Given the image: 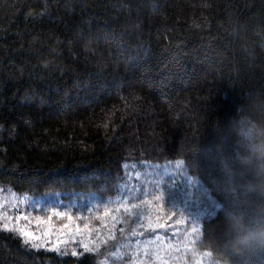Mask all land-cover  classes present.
Wrapping results in <instances>:
<instances>
[{
  "label": "trees",
  "instance_id": "16d2710c",
  "mask_svg": "<svg viewBox=\"0 0 264 264\" xmlns=\"http://www.w3.org/2000/svg\"><path fill=\"white\" fill-rule=\"evenodd\" d=\"M245 115L264 120V0H0V189L104 204L130 172L180 164L212 204L197 250L264 264L225 248L230 214L264 210L234 130ZM98 259L0 231V264Z\"/></svg>",
  "mask_w": 264,
  "mask_h": 264
},
{
  "label": "rangeland",
  "instance_id": "374dc122",
  "mask_svg": "<svg viewBox=\"0 0 264 264\" xmlns=\"http://www.w3.org/2000/svg\"><path fill=\"white\" fill-rule=\"evenodd\" d=\"M140 169L130 172L120 185V193L104 204L77 194L70 199L62 194L31 197L2 188L0 211L12 216L13 222L17 215H29L31 224L25 220L20 224H29L34 231L37 217L47 220L51 216L54 232L69 223L67 217L58 218L54 211L70 213L73 229L87 223L93 229L91 239L103 241L97 264L105 260L107 264H215L195 246L199 231L196 220L212 208L210 200L190 185L180 164ZM88 254L92 255H84Z\"/></svg>",
  "mask_w": 264,
  "mask_h": 264
},
{
  "label": "clouds",
  "instance_id": "9594fccd",
  "mask_svg": "<svg viewBox=\"0 0 264 264\" xmlns=\"http://www.w3.org/2000/svg\"><path fill=\"white\" fill-rule=\"evenodd\" d=\"M237 143L244 153L241 163L255 177L253 191L264 194V120L245 115L235 124ZM225 248L240 256L264 250V210L230 214L225 226Z\"/></svg>",
  "mask_w": 264,
  "mask_h": 264
},
{
  "label": "snow or ice",
  "instance_id": "6c2138e0",
  "mask_svg": "<svg viewBox=\"0 0 264 264\" xmlns=\"http://www.w3.org/2000/svg\"><path fill=\"white\" fill-rule=\"evenodd\" d=\"M127 167V165H125ZM15 199V197L13 198ZM159 199V198H158ZM34 207V205H31ZM2 207V205H0ZM136 206L133 205V208ZM54 214L58 218L67 217L69 223L62 225L61 229L58 231H53L54 225L51 222V216L44 220L40 217H37L35 220L36 230L34 231L29 224V215L22 214L15 217V222H13V217L8 216L2 211H0V231L12 233L14 236H17L24 245L28 246L30 249L35 251H40L44 249L46 252H53L57 257H65L69 254L72 257L84 256L85 253H90L94 255L102 254L100 252V247L103 241L91 239V232L93 229L90 228L89 224H84L83 228L80 225H76L73 229L70 225L73 223V217L70 213L65 212H55ZM140 214H143L142 212ZM108 213L105 212V216ZM79 219V217H77ZM25 220L29 221V224L21 225L20 221ZM43 226V227H42ZM67 229V233L63 230ZM99 231L98 229L96 230ZM84 233H88L87 237L84 236ZM79 237V239H78ZM127 247H131V244H128ZM82 249V251H79ZM59 264H64L63 260L59 261ZM107 264V260L103 262Z\"/></svg>",
  "mask_w": 264,
  "mask_h": 264
}]
</instances>
